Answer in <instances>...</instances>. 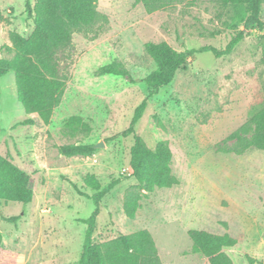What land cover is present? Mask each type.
<instances>
[{"label":"rangeland","instance_id":"obj_1","mask_svg":"<svg viewBox=\"0 0 264 264\" xmlns=\"http://www.w3.org/2000/svg\"><path fill=\"white\" fill-rule=\"evenodd\" d=\"M26 1L0 0V59L14 56L12 32L27 38L34 30ZM98 11L108 23L87 35H73L69 59L63 62L69 80L48 126L25 114L14 73L0 77V156L30 176L34 192L28 205L0 201V264L78 263L87 229L82 220L95 205L72 185L91 196L87 175L102 186L129 175L133 139L121 134L147 95L144 79L156 70L145 52L150 42H166L177 51L208 48L177 72L136 127L150 149L169 143L172 172L180 185L147 194L135 219L129 220L124 198L138 187L134 179L123 180L101 202L95 242L145 229L163 264H209L193 254L188 231L229 233L237 245L224 251L234 264H249L248 257L264 264V152H221L237 147L228 137L264 110V31L246 28L249 8L184 0L148 14L135 0H98ZM242 31L245 38L231 55L216 58L209 50H225ZM112 63L127 70L132 82L96 76ZM73 116L89 124L88 135H65V122ZM28 119L34 124L23 125ZM100 143L104 146L88 157L67 158L59 151L64 145ZM12 217L18 218L16 224L3 220Z\"/></svg>","mask_w":264,"mask_h":264},{"label":"trees","instance_id":"obj_2","mask_svg":"<svg viewBox=\"0 0 264 264\" xmlns=\"http://www.w3.org/2000/svg\"><path fill=\"white\" fill-rule=\"evenodd\" d=\"M224 7L247 6L250 16L246 20L249 30L264 31L261 20L264 0H213ZM184 0H135L148 14L167 10ZM26 12L32 19L34 30L27 38L16 32L10 34L14 56L10 60L0 59V77L14 73L18 100L27 116H37L46 126L51 123L55 110L61 105L69 77L63 62L69 59L66 54L73 46L74 34L87 35L95 26L108 23L106 15L98 11V0H31L26 1ZM245 38V33H238L225 50H209L216 58L229 56ZM202 49L177 51L166 42L147 43L145 52L154 61L156 70L144 79L147 95L134 111L129 128L121 136L132 137L130 149V173L127 177L113 179L102 186L94 175H87L85 185L94 193L91 196L82 193L75 184L74 190L90 199L95 210L92 215L82 220L86 225L83 249L77 264H163L152 234L140 230L128 235L120 234L116 238L96 243L94 234L97 218L101 213V202L123 180L134 179L138 191L125 195L123 211L127 219L134 220L141 201L155 190L172 189L180 181L172 172L173 152L167 141L159 142L155 149H150L137 135L136 127L142 120L149 103L174 81L176 74L184 70L190 58L202 53ZM264 63V57L262 59ZM96 76H116L128 78L129 72L119 64L112 63L99 68ZM23 125H33L34 120H25ZM91 127L81 117H70L64 125L65 135L75 138L80 134L88 135ZM237 147L221 152L241 156L250 149L264 152V110L259 111L228 137ZM61 155L67 158L88 157L94 152V146L85 144L64 145L59 148ZM34 192L30 176L14 164L0 156V201L28 205L32 203ZM16 224L17 217L3 218ZM227 226V225H225ZM193 254L208 259L209 264H234L224 251L234 248L237 241L229 234H214L204 230H190ZM3 236L0 232V247ZM249 264L255 260L248 257Z\"/></svg>","mask_w":264,"mask_h":264},{"label":"water","instance_id":"obj_3","mask_svg":"<svg viewBox=\"0 0 264 264\" xmlns=\"http://www.w3.org/2000/svg\"><path fill=\"white\" fill-rule=\"evenodd\" d=\"M182 42V41H181ZM104 145L102 143L98 144V145H95L94 148L97 149V148H101L103 147Z\"/></svg>","mask_w":264,"mask_h":264}]
</instances>
